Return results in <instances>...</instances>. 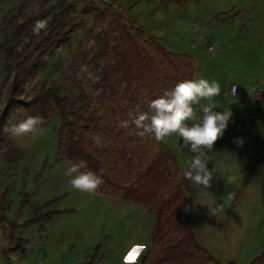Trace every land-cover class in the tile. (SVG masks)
Listing matches in <instances>:
<instances>
[{
	"label": "rangeland",
	"instance_id": "obj_1",
	"mask_svg": "<svg viewBox=\"0 0 264 264\" xmlns=\"http://www.w3.org/2000/svg\"><path fill=\"white\" fill-rule=\"evenodd\" d=\"M54 0H0V42L11 32L9 20L48 6ZM74 7L70 43L55 48L23 87L19 107L6 124L40 116L26 103L42 89L52 88L73 104L80 77L68 65L94 16L84 8L125 12L146 35L173 54L187 55L194 79L219 82L212 98L216 111L232 113L224 135L207 151L208 168L216 165L206 190L189 182L182 187L192 203L190 228L195 241L222 264H250L264 247V0H70ZM50 19H46V25ZM5 52L0 49V112L7 103ZM231 85L241 94L232 97ZM209 101L194 105L198 115ZM43 133L14 138L6 133L0 148V264H142L165 247L153 243L152 213L129 200L73 189L65 171L72 164L58 157L59 119H44ZM191 123V121L189 122ZM243 140L238 146L237 140ZM170 150L182 170L194 155L176 136L159 142ZM229 177L232 181L229 182ZM223 205L210 215L206 205ZM135 255V259L130 258Z\"/></svg>",
	"mask_w": 264,
	"mask_h": 264
},
{
	"label": "trees",
	"instance_id": "obj_2",
	"mask_svg": "<svg viewBox=\"0 0 264 264\" xmlns=\"http://www.w3.org/2000/svg\"><path fill=\"white\" fill-rule=\"evenodd\" d=\"M73 12L70 0H54L22 21L16 17L9 20L12 30L0 42L8 80L7 103L0 112V148L7 144L2 129L19 107L18 97L25 84L40 70L47 54L70 43L68 27ZM82 13L93 15L94 22L68 65L70 77H80L74 103L49 88L34 94L25 109H38L43 119L58 117V157L71 164L83 160L86 168L82 171L101 175L103 184L94 193L129 200L153 214L152 242L165 247L152 259L146 254L142 264H222L194 239L192 203L182 191L188 181L170 150L152 136L139 137L134 125L126 129L117 126L137 108L148 111V103L177 82L194 79L193 59L169 52L123 11L88 7ZM48 18L46 27L34 33V23ZM97 136L99 147L94 143ZM4 201L1 194L3 223L7 222ZM250 264H264V247Z\"/></svg>",
	"mask_w": 264,
	"mask_h": 264
},
{
	"label": "clouds",
	"instance_id": "obj_3",
	"mask_svg": "<svg viewBox=\"0 0 264 264\" xmlns=\"http://www.w3.org/2000/svg\"><path fill=\"white\" fill-rule=\"evenodd\" d=\"M46 27L45 21H36L33 32L39 34ZM91 78V77H90ZM98 79L95 78V80ZM235 91V89H234ZM221 87L219 82L207 79H185L177 82L171 89H166L162 95L152 99L147 107L148 111L142 112L137 108L135 113L130 112L129 119L118 123L119 128L126 129L131 125L136 127L137 135L141 138L152 136L158 142L166 141V138L176 136L183 139L182 148H189L194 153L189 161V168L184 172V178L191 184L207 189L211 186L216 173V165L212 170L208 168L209 157L207 151H212L215 143L221 139L232 113L230 110L216 111L217 105L212 103V98L219 96ZM201 100L209 101L200 109L202 115L197 114L194 105H199ZM191 121V123H189ZM45 123L40 116H27L15 124H5L2 131L14 138H22L31 135L33 138L43 133L41 127ZM97 147L101 145L100 137L94 138ZM238 146H242L243 140H237ZM86 168V162L81 160L73 163L65 171L69 177V183L73 189L91 194L103 184L101 175L92 170L82 171ZM229 177V182L232 181ZM206 205L210 215H216L223 211L222 204L214 207Z\"/></svg>",
	"mask_w": 264,
	"mask_h": 264
},
{
	"label": "built area",
	"instance_id": "obj_4",
	"mask_svg": "<svg viewBox=\"0 0 264 264\" xmlns=\"http://www.w3.org/2000/svg\"><path fill=\"white\" fill-rule=\"evenodd\" d=\"M229 92H230V95H232L233 97H238L241 94L240 89L236 85H231L229 88Z\"/></svg>",
	"mask_w": 264,
	"mask_h": 264
},
{
	"label": "snow or ice",
	"instance_id": "obj_5",
	"mask_svg": "<svg viewBox=\"0 0 264 264\" xmlns=\"http://www.w3.org/2000/svg\"><path fill=\"white\" fill-rule=\"evenodd\" d=\"M130 258L135 259V255L130 254Z\"/></svg>",
	"mask_w": 264,
	"mask_h": 264
},
{
	"label": "crops",
	"instance_id": "obj_6",
	"mask_svg": "<svg viewBox=\"0 0 264 264\" xmlns=\"http://www.w3.org/2000/svg\"><path fill=\"white\" fill-rule=\"evenodd\" d=\"M232 96V95H231ZM233 97V96H232Z\"/></svg>",
	"mask_w": 264,
	"mask_h": 264
}]
</instances>
